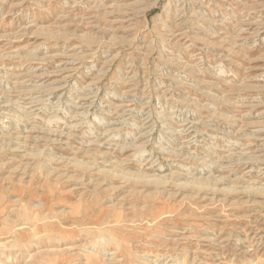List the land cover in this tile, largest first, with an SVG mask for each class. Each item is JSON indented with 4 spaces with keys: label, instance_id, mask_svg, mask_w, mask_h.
<instances>
[{
    "label": "rangeland",
    "instance_id": "obj_1",
    "mask_svg": "<svg viewBox=\"0 0 264 264\" xmlns=\"http://www.w3.org/2000/svg\"><path fill=\"white\" fill-rule=\"evenodd\" d=\"M221 260L264 264V0H0V264Z\"/></svg>",
    "mask_w": 264,
    "mask_h": 264
},
{
    "label": "bare ground",
    "instance_id": "obj_2",
    "mask_svg": "<svg viewBox=\"0 0 264 264\" xmlns=\"http://www.w3.org/2000/svg\"><path fill=\"white\" fill-rule=\"evenodd\" d=\"M13 40H14V39H13ZM17 180H18V179H17ZM183 236H184V235H183ZM222 247H223V246H222ZM223 248H224V247H223ZM57 251H58V250H57ZM221 252H222V251H221ZM221 252L216 253V255L218 256L219 259H221V257H222L223 255H225L224 252H222V253H221ZM233 253H234V252H233ZM253 253H254V252H253ZM112 254H113V253H112ZM222 254H223V255H222ZM186 255H187V254H186ZM228 255H229V254H228ZM162 256H165V255H162ZM224 258H225V257H224ZM158 259H159V257H158ZM215 259H216V258H215ZM219 259H218V260H219ZM155 260H157V258H156ZM187 261H188V260H186V262H187ZM192 261H193V260H192ZM186 262H185V263H186ZM218 262H219V261H218ZM218 262H217V263H218ZM226 262H227V260H226ZM226 262H225V263H226ZM219 263L223 264L222 260H221ZM225 263H224V264H225ZM160 264H167V263H166V261H163V262H160ZM194 264H195V263H194Z\"/></svg>",
    "mask_w": 264,
    "mask_h": 264
}]
</instances>
